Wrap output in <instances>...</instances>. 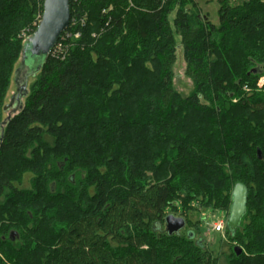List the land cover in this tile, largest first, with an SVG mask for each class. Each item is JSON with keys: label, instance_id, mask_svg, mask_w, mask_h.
Masks as SVG:
<instances>
[{"label": "trees", "instance_id": "obj_1", "mask_svg": "<svg viewBox=\"0 0 264 264\" xmlns=\"http://www.w3.org/2000/svg\"><path fill=\"white\" fill-rule=\"evenodd\" d=\"M215 1L216 23L196 0H69L79 36L3 118L43 0H0V264H264V0ZM236 183L245 212L212 257L189 211L228 216Z\"/></svg>", "mask_w": 264, "mask_h": 264}, {"label": "water", "instance_id": "obj_2", "mask_svg": "<svg viewBox=\"0 0 264 264\" xmlns=\"http://www.w3.org/2000/svg\"><path fill=\"white\" fill-rule=\"evenodd\" d=\"M70 21L69 0H43V11L39 22L32 34L25 38L20 55V66L14 70L17 75L23 67L25 68L24 79L33 75L38 69L42 59L47 56L57 42L60 34L66 29ZM15 82L17 79L15 77ZM25 84V82L23 81ZM21 89V90H20ZM17 95L26 93L25 85H22ZM21 91V92H20ZM21 93V94H20ZM14 103L20 102L18 96H13L10 102L3 106V109L11 107ZM8 115L7 117H9ZM260 157V151L257 150ZM247 198L246 187L236 183L231 193V205L226 219V227L234 230L245 212ZM185 226V220L180 216L169 214L165 217V230L168 234L178 233ZM239 254L241 249L234 247Z\"/></svg>", "mask_w": 264, "mask_h": 264}, {"label": "rangeland", "instance_id": "obj_3", "mask_svg": "<svg viewBox=\"0 0 264 264\" xmlns=\"http://www.w3.org/2000/svg\"><path fill=\"white\" fill-rule=\"evenodd\" d=\"M236 1H240V0H236ZM196 2L200 6L201 12L203 14H206L212 22L216 23L217 22L216 1L215 0H196ZM173 16H174V12H172L168 16V21L172 29H173V24H172ZM32 23L33 22L29 24H32ZM29 24L25 26L27 29H25L24 27L23 32L28 31ZM175 39L177 40V46H176V53H175L176 59H175V63L173 66V72H174L173 87L178 92H180L183 96H185L188 93H190V91L192 90V82L184 73L185 65H184V59L182 56V48H181V45L179 44V37L176 34H175ZM19 66H20V59L15 61L13 64V72L11 74L10 82H9V85L4 95L3 106L8 104L13 96H18L19 102L20 103L23 102V96L17 95V93L22 85H25V88L29 87L33 81L32 75H28L24 79V74L26 71L24 67L17 75H15L14 70L17 69ZM15 77L17 79V82H15L14 80ZM23 81L25 82V84L23 83ZM257 89H261V88L257 87ZM18 109H19V103H14L11 107L3 110V118H6L7 115H12ZM28 178L29 177H26L23 182L24 187L30 186V182ZM195 208H197L196 205H195ZM178 210L183 211L181 207L178 208ZM189 214H190L191 221H193L192 223L193 227H195L194 224L198 222L197 225L199 228L200 236L203 239V242L201 241V243L204 244V246L207 248V250L209 251L212 257H217V256L220 257L221 251H224V252L228 251V245H227L228 239L226 236L224 237V232H216L213 229V225L218 220H224V222H226L227 212L224 209L222 208L210 209V208L198 207L196 210H190ZM186 227L187 228L183 227L179 232H185L188 229H192V227H189V226H186ZM219 261L221 262L222 260L220 259Z\"/></svg>", "mask_w": 264, "mask_h": 264}, {"label": "built area", "instance_id": "obj_4", "mask_svg": "<svg viewBox=\"0 0 264 264\" xmlns=\"http://www.w3.org/2000/svg\"><path fill=\"white\" fill-rule=\"evenodd\" d=\"M41 14H37L35 17V22L34 24L37 25V23L39 22L40 18H41ZM72 24L75 23V21L72 20ZM70 25V23L68 24V26ZM68 26L66 27V29L60 34L57 42L54 44V46L52 47V49L50 50L49 54H54L56 52H63L65 47H66V39L70 38L71 36H73L74 38H77L79 36V32H71L70 30H67ZM22 35L24 36V34L22 33ZM26 38V36H25ZM263 69H264V63H263ZM256 86L259 88L264 87V74H262L257 82H256ZM224 228H225V222L224 220H218L214 225H213V229L216 232H224Z\"/></svg>", "mask_w": 264, "mask_h": 264}, {"label": "bare ground", "instance_id": "obj_5", "mask_svg": "<svg viewBox=\"0 0 264 264\" xmlns=\"http://www.w3.org/2000/svg\"><path fill=\"white\" fill-rule=\"evenodd\" d=\"M105 11V10H104ZM39 12H41V11H39Z\"/></svg>", "mask_w": 264, "mask_h": 264}]
</instances>
